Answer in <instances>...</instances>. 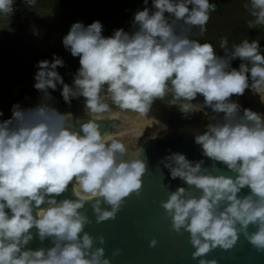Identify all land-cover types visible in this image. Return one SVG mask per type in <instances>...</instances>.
Returning a JSON list of instances; mask_svg holds the SVG:
<instances>
[{
	"label": "clouds",
	"instance_id": "clouds-1",
	"mask_svg": "<svg viewBox=\"0 0 264 264\" xmlns=\"http://www.w3.org/2000/svg\"><path fill=\"white\" fill-rule=\"evenodd\" d=\"M24 3L31 7L36 0ZM143 4L133 14L131 30L117 28L110 36L102 35L98 20L73 22L62 37L63 47L79 57L71 84L57 71L64 65L61 57L38 61L37 103H13L11 116L0 120V264H110L105 249L94 244L103 245L104 237L84 231L91 221L80 210L90 202L99 223L114 218L129 194L140 195L147 158H141L137 141L127 143L123 137L134 134L138 140L149 120L166 127L148 116L155 99L176 105L183 118L204 112L210 122L203 131L192 130L194 143L203 157L231 173L213 174L203 159L191 160L179 151L161 157L158 163L171 178L198 190L194 195L177 186L161 201L172 230L188 233L198 264H217L204 255L217 247L231 249L239 234L264 251V118L231 99L249 89L264 103L259 40L229 45L221 37L220 55L212 43L195 38L206 30L215 3ZM243 6L252 17L249 28L264 26V0H246ZM13 10L14 0H0V15L10 16ZM237 58L240 63L233 67ZM57 85L66 104L83 98L89 119L77 118L78 128L71 112L55 106L49 89ZM198 95L202 103L196 102ZM117 112L128 119L119 120L117 131L102 134L98 121L114 119ZM69 185L71 196L57 199ZM245 187L249 191L239 195ZM249 225L255 230L250 232ZM34 237L41 242L49 238L51 246L25 247Z\"/></svg>",
	"mask_w": 264,
	"mask_h": 264
},
{
	"label": "rangeland",
	"instance_id": "rangeland-1",
	"mask_svg": "<svg viewBox=\"0 0 264 264\" xmlns=\"http://www.w3.org/2000/svg\"><path fill=\"white\" fill-rule=\"evenodd\" d=\"M216 7L210 12L206 30L202 36L195 37L201 41H208L217 47V54L221 37H227L229 45L238 43L242 39L259 40L261 52L264 54V26L249 28L248 21L252 19L248 10L243 6L246 0H210ZM151 0H149V5ZM95 7L84 0H36L31 7L26 6L24 0H14V10L10 16L0 15V120L11 116L13 103H20L22 107L34 106L39 97V91L33 87L34 73L31 65L37 61L52 60L53 54L61 57L63 66H57L58 73L65 83L71 84L72 74L79 67V57H73L62 45V37L69 30L73 22L81 21L89 24L94 20L102 23V35L110 36L117 28L131 30V21L135 11L144 7L143 0H101ZM196 29H193L195 32ZM233 67H238L239 58L233 60ZM61 85L55 90L49 89L55 98V106L61 111L72 112L76 107L84 105L83 98L67 108H62L63 99L60 95ZM248 89L241 97H245ZM255 101L251 108L261 114L264 103L255 94ZM201 103L203 99L200 97ZM198 102V97L196 98ZM112 110H117L112 107ZM160 106H156L158 108ZM162 109L167 107H160ZM153 109V107H151ZM120 120L128 118L122 113H114ZM148 116L159 121L149 111ZM142 135L138 138L134 134H127L123 139L127 143L139 144L143 139L161 131L155 121L149 120Z\"/></svg>",
	"mask_w": 264,
	"mask_h": 264
},
{
	"label": "water",
	"instance_id": "water-1",
	"mask_svg": "<svg viewBox=\"0 0 264 264\" xmlns=\"http://www.w3.org/2000/svg\"><path fill=\"white\" fill-rule=\"evenodd\" d=\"M231 99L240 104L239 96L233 94ZM156 106L167 108H155ZM151 107L164 117L166 127L154 137L150 132V135L138 144L143 149L141 158L144 156L147 158L146 171L141 177L140 195L129 194L124 198V203L114 218L99 223L91 211L90 202H85L84 208L80 211H84L91 222L85 225L84 231L93 237H104L103 245H99L98 241H94V244L105 249L104 254L109 258L110 264H198L200 257H192L194 248L189 243L188 233L183 229L180 232L172 230L170 217L161 207V201L166 200L167 193L175 190L177 186L192 190L194 195H198V190L194 186L184 184L179 178H171L167 169L159 165L158 161L169 151H179L188 159H203V166L208 167L213 174L231 173L227 172L220 162L214 164L209 158L203 157L200 146L194 143L192 130L203 131V125L210 122L204 112L192 113L190 118H183L178 107L169 105L166 99H155ZM206 111L211 114L210 109ZM71 113L74 128H78L77 118L89 119L84 105L76 107ZM119 123L117 118L98 121L102 134L117 131ZM70 187L71 185L68 192L61 193L57 199L70 197ZM248 191L249 189L245 187L239 195H244ZM248 230L254 231V226L249 225ZM152 239L156 240V244L149 246ZM41 246H51L50 239L46 238L41 242L34 237L25 247L35 249ZM117 249L119 251L113 255ZM203 258L215 259L217 264H264V251H257L242 234H239L231 249L217 247L206 253Z\"/></svg>",
	"mask_w": 264,
	"mask_h": 264
},
{
	"label": "flooded vegetation",
	"instance_id": "flooded-vegetation-1",
	"mask_svg": "<svg viewBox=\"0 0 264 264\" xmlns=\"http://www.w3.org/2000/svg\"><path fill=\"white\" fill-rule=\"evenodd\" d=\"M246 90V89H245ZM241 97V96H240ZM255 94L252 93L249 89H248V92H246V95L245 97H241V107L242 108H249L251 110H253V108H251L252 106V102L255 101ZM254 111V110H253ZM150 112L153 113V115H155L159 121H160V124H163L164 120L162 117L158 116L156 113L153 112V110L150 108ZM261 115H262V118H264V108L261 109ZM164 125V124H163Z\"/></svg>",
	"mask_w": 264,
	"mask_h": 264
},
{
	"label": "trees",
	"instance_id": "trees-1",
	"mask_svg": "<svg viewBox=\"0 0 264 264\" xmlns=\"http://www.w3.org/2000/svg\"><path fill=\"white\" fill-rule=\"evenodd\" d=\"M53 1H56V0H53ZM85 1V0H84ZM90 3V5H93L95 7H98L96 6L98 3L100 4L101 0H86ZM84 25H87V24H84ZM38 62V61H37ZM37 62L35 64H32L31 67L32 69H34L35 71L37 70ZM78 101V98H73L72 101H71V104H66L65 102H63V107L62 108H67V107H70L72 105H74L76 102Z\"/></svg>",
	"mask_w": 264,
	"mask_h": 264
},
{
	"label": "bare ground",
	"instance_id": "bare-ground-1",
	"mask_svg": "<svg viewBox=\"0 0 264 264\" xmlns=\"http://www.w3.org/2000/svg\"><path fill=\"white\" fill-rule=\"evenodd\" d=\"M200 97L203 99V97L202 96H198V102H201V99H200ZM239 99H240V103H241V97L239 96ZM153 110V109H152ZM154 113H156L158 116H160V117H162L163 118V120H164V117L163 116H161L157 111H153ZM113 118H117V119H119L117 116H115V117H113ZM120 120V119H119ZM120 121H122V120H120ZM163 124H165V120H164V122H163ZM162 129L163 128H161V131H162Z\"/></svg>",
	"mask_w": 264,
	"mask_h": 264
}]
</instances>
